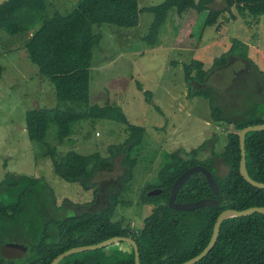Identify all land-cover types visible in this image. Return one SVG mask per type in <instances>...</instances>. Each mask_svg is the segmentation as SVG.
Listing matches in <instances>:
<instances>
[{
  "label": "trees",
  "instance_id": "trees-1",
  "mask_svg": "<svg viewBox=\"0 0 264 264\" xmlns=\"http://www.w3.org/2000/svg\"><path fill=\"white\" fill-rule=\"evenodd\" d=\"M211 1L163 0L139 7L138 0H80L70 11L51 15H43L46 0L0 2V29L10 35L32 32L25 43L30 60L39 73L52 82L55 97L71 103L64 107L37 106L26 110L27 135L30 140L46 145V155L51 158L57 175L68 182H79L83 190L92 188L94 193L89 202L77 203L64 198L57 204L43 178L10 174L6 181L0 182V264H49L59 253L71 247L94 244L116 235L131 236L135 240L140 264H178L195 256L206 246L220 212L264 206V188L251 185L239 172V131L248 125L264 123V84L258 83L260 78L256 66L246 59V54L243 59L255 71L252 70L249 81H241V88L238 89V100L242 98L243 102L241 105L232 103L228 92L221 93L216 85L207 83L209 71L203 67L201 60L192 59L184 64L190 95L209 98L211 119L229 128L227 141L223 151L210 149V155L205 158L199 157V152L205 151L208 144L214 148L215 137L190 151H184V154L181 150L168 153L155 186L161 189L160 193L148 195L146 188L141 198L148 201L161 196L165 202L155 207L135 231L122 221L112 220V215L117 205L122 203L121 195L128 190L126 185L136 163L130 152L132 142L138 143L144 128L129 125L125 142L114 149L110 146L109 156L100 153L83 155L74 150L58 154L55 147L48 146L45 140L51 113L57 124L60 142L72 133V124L81 119L104 118L128 122L121 106L90 103L93 49L102 39L100 32L93 31L94 25L108 23L133 28L138 25L141 12H150L153 19L143 40L156 45L157 36L167 22L177 34L187 13L205 15L202 27L186 34L185 42L184 39L179 42L174 40V46L190 47L194 42L198 44L201 29L216 23L223 11L228 10L230 19H235L232 6L241 15L245 11L256 16L264 14V0H225L226 6L222 10L211 7ZM20 10H27L28 18L26 15L20 18ZM36 23L38 25L34 28L32 25ZM234 53L236 45L215 57L213 67L225 68L229 54L235 56ZM2 71L0 64V78ZM242 72L239 71L238 75ZM192 81L202 87L193 86L190 84ZM245 151L250 177L264 182V129L246 133ZM117 153L122 154L123 165L117 179L101 182L95 179L97 174L114 166L113 158ZM218 158L221 163L217 162ZM216 163L228 167L223 175ZM196 164L205 166L212 173L218 192L215 193L209 186L204 174L194 173L179 188L175 200L190 202L210 197L215 198L218 204L192 210L169 207L167 200L173 182L185 169ZM9 242L23 244L26 249L12 255L14 250L5 246ZM126 244L129 246L126 251L118 248L110 254L104 248L81 251L64 257L57 264H134V249ZM194 264H264V214L254 212L223 220L214 246Z\"/></svg>",
  "mask_w": 264,
  "mask_h": 264
},
{
  "label": "rangeland",
  "instance_id": "rangeland-1",
  "mask_svg": "<svg viewBox=\"0 0 264 264\" xmlns=\"http://www.w3.org/2000/svg\"><path fill=\"white\" fill-rule=\"evenodd\" d=\"M79 1L46 0L43 15L66 13ZM161 1L138 0V5L151 6ZM209 5L222 10L226 3L225 0H212ZM231 11L236 14L235 19H230L228 10L223 11L216 23L201 29L200 40L192 47L174 46V40L184 39L185 42L186 34L202 27L205 15L187 13L177 34L167 22L157 36L156 45L143 40L153 19L150 12H141L138 25L133 28L108 23L94 25L93 31L100 32L102 39L93 49L90 103L119 105L128 122L81 119L72 124V133L60 142L54 116L52 113L49 115L45 140L48 146L55 147L58 154L74 150L83 155L100 153L109 156L110 146L114 149L125 142L129 125L144 128L138 143L132 142L130 152L136 163L126 185L128 190L121 195L122 203L117 205L112 215V220L122 221L133 231L143 225L155 207L165 202L161 196L148 201L141 198L146 188L147 194L158 189L155 188L158 175L168 153L190 151L215 137L214 148L208 144L205 151L199 152V157L205 158L210 155V149L223 151L227 141L229 128L211 119L209 98L190 95L184 64L192 59L201 60L209 71L207 83L216 85L221 93L228 92L231 102L239 105L243 104L242 98L238 100L241 81H249V75L255 71L247 66V60L256 66L260 78L258 83L264 84V14L256 16L245 11L241 15L235 6ZM25 15L28 18L27 10H20V18H25ZM37 25L32 26L35 28ZM31 35L30 31L10 35L0 29V64L3 67L0 78V182L6 181L12 173L41 177L50 187L57 204L64 198L77 203L89 202L94 197L93 189L83 190L79 182H68L57 175L51 158L46 155V145L30 140L27 135L26 110L37 106L55 108L71 105L55 97L52 82L40 74L30 60L25 43ZM234 45L236 54H229L228 65L214 68L215 57ZM244 54L247 60L243 59ZM191 83L202 87L194 81ZM145 92H149L148 95ZM121 158L122 154L117 153L113 158L114 166L97 174L95 179L100 182L116 180L123 170ZM117 248L129 250L126 243H114L104 251L110 254Z\"/></svg>",
  "mask_w": 264,
  "mask_h": 264
},
{
  "label": "water",
  "instance_id": "water-1",
  "mask_svg": "<svg viewBox=\"0 0 264 264\" xmlns=\"http://www.w3.org/2000/svg\"><path fill=\"white\" fill-rule=\"evenodd\" d=\"M196 3L199 2V0H195ZM264 129V123L260 124H253L243 127L239 133H238V139H239V147H240V160H239V172L241 176L251 185L258 187V188H264V182H259L254 180L250 177L249 173L247 172L246 168V151H245V135L249 131H255V130H263ZM220 158L217 159V162H220ZM221 163V162H220ZM216 167H221L219 169V173L223 175L228 167L224 164H220L219 166L216 163ZM194 173H202L204 174L209 186L213 189L215 193L218 192V185L212 175V173L203 165L196 164L193 166L188 167L185 169L173 182L172 187L170 189V193L168 196V206L177 209V210H192L196 208H202L205 206H216L218 204V201L215 198L210 197H204L197 199L195 201L190 202H178L175 200L176 193L179 190V188L182 186V184ZM161 189H155L152 191H149L148 195L150 194H156L159 193ZM254 212H260L264 214V206H251L245 209L236 210V209H225L217 216L213 228L212 233L210 236V239L206 246L195 256L181 262L178 264H194L195 262L199 261L204 255H206L210 249L214 246L215 242L217 241L220 224L223 220L230 218V217H239V216H246ZM118 242H126L129 243L133 249H134V264H140L139 259V251H138V245L135 242V240L131 236H112L107 239H104L100 242L94 243V244H86L81 246H75L71 247L61 253H59L56 257L52 259V261L49 264H57L60 260H62L64 257L81 252V251H88V250H94L99 248H105L109 245H112L114 243ZM7 248L13 249L14 251H22L26 249V246L23 244L13 243L9 242L5 245Z\"/></svg>",
  "mask_w": 264,
  "mask_h": 264
}]
</instances>
